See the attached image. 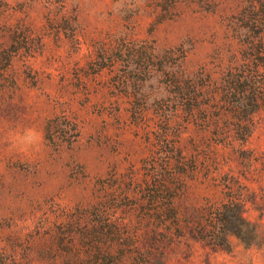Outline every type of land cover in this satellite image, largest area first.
Wrapping results in <instances>:
<instances>
[{
    "label": "rangeland",
    "instance_id": "rangeland-1",
    "mask_svg": "<svg viewBox=\"0 0 264 264\" xmlns=\"http://www.w3.org/2000/svg\"><path fill=\"white\" fill-rule=\"evenodd\" d=\"M0 264H264V0H0Z\"/></svg>",
    "mask_w": 264,
    "mask_h": 264
},
{
    "label": "trees",
    "instance_id": "trees-1",
    "mask_svg": "<svg viewBox=\"0 0 264 264\" xmlns=\"http://www.w3.org/2000/svg\"><path fill=\"white\" fill-rule=\"evenodd\" d=\"M223 217H224V218H220V219L218 218L219 223H220V224H225V225H227V227L229 226L228 229H229L230 231L235 232L234 229H233L232 227L230 228V225H229L230 223L233 222V220H232V219H233V216H232V215H228L227 213H225V214L223 215Z\"/></svg>",
    "mask_w": 264,
    "mask_h": 264
}]
</instances>
